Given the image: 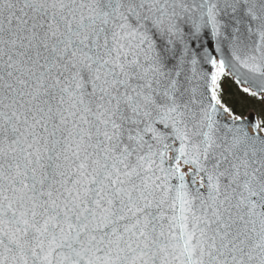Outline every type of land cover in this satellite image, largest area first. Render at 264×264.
Here are the masks:
<instances>
[{"label":"snow or ice","instance_id":"obj_1","mask_svg":"<svg viewBox=\"0 0 264 264\" xmlns=\"http://www.w3.org/2000/svg\"><path fill=\"white\" fill-rule=\"evenodd\" d=\"M0 264H264V0H0Z\"/></svg>","mask_w":264,"mask_h":264},{"label":"trees","instance_id":"obj_2","mask_svg":"<svg viewBox=\"0 0 264 264\" xmlns=\"http://www.w3.org/2000/svg\"><path fill=\"white\" fill-rule=\"evenodd\" d=\"M231 87H232V91L235 92V91H236V87H235V85H232ZM254 103H255L257 106H260V102H259V101L252 100V101H249V102H248V104H247V108H248V107H251L252 104H254ZM255 104H254V105H255ZM247 108H246V109H247ZM246 109H245V110H246Z\"/></svg>","mask_w":264,"mask_h":264},{"label":"rangeland","instance_id":"obj_3","mask_svg":"<svg viewBox=\"0 0 264 264\" xmlns=\"http://www.w3.org/2000/svg\"><path fill=\"white\" fill-rule=\"evenodd\" d=\"M254 104H252L251 107H248L245 111L254 110L256 113H258V109H259L260 106H257L256 104L255 105Z\"/></svg>","mask_w":264,"mask_h":264},{"label":"water","instance_id":"obj_4","mask_svg":"<svg viewBox=\"0 0 264 264\" xmlns=\"http://www.w3.org/2000/svg\"><path fill=\"white\" fill-rule=\"evenodd\" d=\"M254 114H256V112L254 110H252Z\"/></svg>","mask_w":264,"mask_h":264}]
</instances>
